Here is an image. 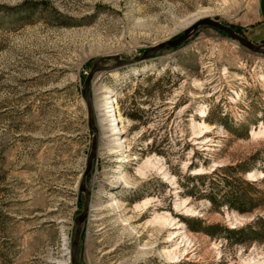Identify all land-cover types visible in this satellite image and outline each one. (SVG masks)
Returning a JSON list of instances; mask_svg holds the SVG:
<instances>
[{
  "label": "rangeland",
  "instance_id": "obj_1",
  "mask_svg": "<svg viewBox=\"0 0 264 264\" xmlns=\"http://www.w3.org/2000/svg\"><path fill=\"white\" fill-rule=\"evenodd\" d=\"M203 18L264 44V0H0V264H72L94 135L88 74ZM89 97L97 148L80 264H264V240L190 229L264 220V54L199 26L143 62L97 72ZM232 189L256 207L223 204Z\"/></svg>",
  "mask_w": 264,
  "mask_h": 264
},
{
  "label": "water",
  "instance_id": "obj_2",
  "mask_svg": "<svg viewBox=\"0 0 264 264\" xmlns=\"http://www.w3.org/2000/svg\"><path fill=\"white\" fill-rule=\"evenodd\" d=\"M199 26H208L217 30H220L224 33H226L230 38H232L234 41H236L240 46H242L245 49L255 51L257 53L264 54V44L260 45H254L250 43L245 38L240 37L236 33H234L229 27L222 25L221 23L209 19V18H203L198 21H196L191 27L186 29L181 36L174 40L161 42L159 44H156L155 46L151 47L150 49L146 50L141 56L133 58L131 60L121 61L117 56L113 57L115 60V64L112 67H104L100 66L99 63L104 60L103 58L99 59L96 63V66L90 71L88 74L85 82L84 87L82 90V100L86 108L87 116H88V126L93 131V138L91 142V151L87 160V165L85 172L82 175V178L79 183V190L84 193V203H83V209L80 215H78L75 220V232L72 240V254H71V260L72 264H80L77 260V253L79 248V240L81 235V225L85 218L87 217L88 212V204H89V193L85 186V178L91 168V162L92 159L95 156V151L97 148V129L95 127L94 122V113H93V107L91 103V99L89 97V90H90V83L93 78V76L99 72V71H105L109 72L117 67H124L131 64L143 62L149 58H151L155 53L159 52L160 50L164 49L165 47H176L183 43ZM112 58V57H111Z\"/></svg>",
  "mask_w": 264,
  "mask_h": 264
},
{
  "label": "trees",
  "instance_id": "obj_3",
  "mask_svg": "<svg viewBox=\"0 0 264 264\" xmlns=\"http://www.w3.org/2000/svg\"><path fill=\"white\" fill-rule=\"evenodd\" d=\"M242 172H244V173L249 172V168H243ZM197 178L199 180H204L206 178V176L200 175V176H197ZM211 178L213 179L214 177H211ZM217 178L222 180L225 183V186H230V183L228 182V180H226L225 177L217 176ZM235 194H236V192L233 189L232 190H225V192L222 194V203L227 205L228 207H231L232 203L228 202V200H230V198L233 197L237 201H241V202L244 201L245 204L247 202L250 208L256 207L255 199L246 198V200H245L244 199L245 197L244 198H242L241 196L240 197H238V196L234 197ZM189 195L192 197V194H189ZM205 198L209 201V203L211 205L215 204V199L210 194H207ZM241 198L244 200H241ZM239 211L244 212L243 210H239ZM191 221L194 222L193 220H191ZM195 222L196 223L199 222V224L202 225L200 220H196ZM254 224H259V225L264 227V220H262L261 218H258L257 220H254L253 222H251V223H249V224H247L244 227L239 228V229H226V228H223L219 225H208V226H204V227L190 228V229L192 231H195V232L204 233L210 237H220V238H221V236H220L219 232L222 230L225 232V235L223 237L224 239L232 242V237H234L235 240H233V241H234V243H237V244H243V243H246V241H251V240L263 241L264 236H261V235L263 234L264 230L262 231L259 228L254 227ZM217 230H219V232H217Z\"/></svg>",
  "mask_w": 264,
  "mask_h": 264
},
{
  "label": "bare ground",
  "instance_id": "obj_4",
  "mask_svg": "<svg viewBox=\"0 0 264 264\" xmlns=\"http://www.w3.org/2000/svg\"><path fill=\"white\" fill-rule=\"evenodd\" d=\"M105 98L106 99H108L109 98V96H105ZM117 112V111H116ZM116 112H115V109H114V107H113V109L111 108V110H109V111H107V117H108V119L109 118H112L114 121H115V123H117V125L119 124V120H118V118H117V114H116ZM110 113H113L112 115H109ZM112 120V121H113ZM110 122H111V120H110ZM117 134V133H116ZM125 184V183H124ZM123 186V182L121 181V178H115V180H114V184H113V186H112V190H114V189H119V188H121Z\"/></svg>",
  "mask_w": 264,
  "mask_h": 264
}]
</instances>
